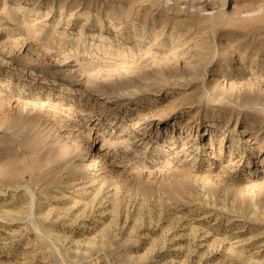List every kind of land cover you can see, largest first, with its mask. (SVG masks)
<instances>
[{
    "label": "rangeland",
    "instance_id": "obj_1",
    "mask_svg": "<svg viewBox=\"0 0 264 264\" xmlns=\"http://www.w3.org/2000/svg\"><path fill=\"white\" fill-rule=\"evenodd\" d=\"M0 264H264V0H0Z\"/></svg>",
    "mask_w": 264,
    "mask_h": 264
}]
</instances>
